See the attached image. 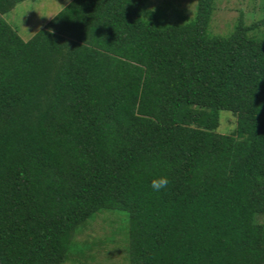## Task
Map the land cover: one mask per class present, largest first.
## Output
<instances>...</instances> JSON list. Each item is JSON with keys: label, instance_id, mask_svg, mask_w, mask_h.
Wrapping results in <instances>:
<instances>
[{"label": "trees", "instance_id": "1", "mask_svg": "<svg viewBox=\"0 0 264 264\" xmlns=\"http://www.w3.org/2000/svg\"><path fill=\"white\" fill-rule=\"evenodd\" d=\"M22 1L0 0V264L81 255L104 210L126 216V264H264V0L224 36L214 0L161 26L149 0H69L27 40L3 18ZM188 106L234 127H190Z\"/></svg>", "mask_w": 264, "mask_h": 264}, {"label": "rangeland", "instance_id": "2", "mask_svg": "<svg viewBox=\"0 0 264 264\" xmlns=\"http://www.w3.org/2000/svg\"><path fill=\"white\" fill-rule=\"evenodd\" d=\"M69 0H24L3 14L4 20L22 40H27ZM196 0H149L141 18L154 25L184 23L191 20ZM262 0H214L205 28L207 35L228 34L238 19L248 24L261 16ZM188 110L197 112L195 118ZM183 121L188 126L217 133L230 132L234 116L225 110L188 106ZM126 216L119 211L104 210L89 219L75 236L81 255L72 254L61 264H126L124 229ZM254 222L264 224V214H256ZM76 250V249H74Z\"/></svg>", "mask_w": 264, "mask_h": 264}, {"label": "clouds", "instance_id": "3", "mask_svg": "<svg viewBox=\"0 0 264 264\" xmlns=\"http://www.w3.org/2000/svg\"><path fill=\"white\" fill-rule=\"evenodd\" d=\"M169 184L170 180L166 175L158 176L150 181V187L154 192H160L167 189Z\"/></svg>", "mask_w": 264, "mask_h": 264}]
</instances>
